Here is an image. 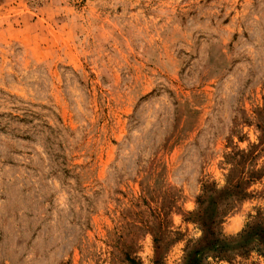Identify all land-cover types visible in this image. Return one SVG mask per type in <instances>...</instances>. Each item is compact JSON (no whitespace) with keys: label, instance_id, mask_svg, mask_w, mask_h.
Masks as SVG:
<instances>
[{"label":"rangeland","instance_id":"obj_1","mask_svg":"<svg viewBox=\"0 0 264 264\" xmlns=\"http://www.w3.org/2000/svg\"><path fill=\"white\" fill-rule=\"evenodd\" d=\"M258 225L264 0H0V264H264Z\"/></svg>","mask_w":264,"mask_h":264},{"label":"trees","instance_id":"obj_2","mask_svg":"<svg viewBox=\"0 0 264 264\" xmlns=\"http://www.w3.org/2000/svg\"><path fill=\"white\" fill-rule=\"evenodd\" d=\"M213 237H217V234L211 230H207V235L203 241V249H198L192 258H197L202 255L203 251L207 249L209 252L218 251V240ZM237 242L235 249L250 251L254 249H259L264 254V228L261 225L251 228L249 231H245L238 239L234 240ZM206 250V251H207Z\"/></svg>","mask_w":264,"mask_h":264}]
</instances>
